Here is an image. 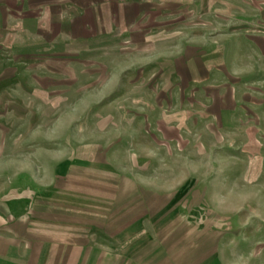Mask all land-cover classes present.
<instances>
[{"label": "rangeland", "instance_id": "1", "mask_svg": "<svg viewBox=\"0 0 264 264\" xmlns=\"http://www.w3.org/2000/svg\"><path fill=\"white\" fill-rule=\"evenodd\" d=\"M257 38L264 0H0V236L21 217L59 264H264L257 96L220 68Z\"/></svg>", "mask_w": 264, "mask_h": 264}, {"label": "crops", "instance_id": "2", "mask_svg": "<svg viewBox=\"0 0 264 264\" xmlns=\"http://www.w3.org/2000/svg\"><path fill=\"white\" fill-rule=\"evenodd\" d=\"M253 41V44L250 45V47H252V56L250 57L242 54H236L234 55L235 57L232 58L233 53L227 46L226 51L223 50L222 52H220L222 59L220 68L221 73L225 78H236L238 79L239 83L243 82V84L250 85L248 84V80L252 78V81H250V89L252 90V93L257 96V98L252 99V101L256 103H254L251 110L252 118H244V121L242 118L241 123L249 122V124L258 128L256 135L258 137L259 135L264 136V39L257 38ZM215 57L216 55H209L204 58L203 63L212 62V60L216 59ZM223 57H225V60H223ZM213 68L217 70L218 65L214 67L213 65H210V73H212L211 69ZM206 73L210 74L207 71ZM228 109L231 108L227 107V110ZM256 142L259 143L260 141L256 140ZM22 219L23 218L20 217L14 220L13 225L15 226H13L12 228L13 232H10L12 236L5 233L0 236V264H59V262L56 263L55 260V262L49 261L52 254L57 255V253H52L54 249L51 248V250H48V248H45L44 250V247L37 248L27 245V241L31 239L30 234L27 232L29 231L28 228L30 225L24 224V222H22ZM27 219L30 218L28 217ZM71 224L73 223H69V225ZM91 227V230L93 232H100V227ZM14 229L18 230L22 234L15 235ZM105 234L110 235V232H105ZM87 251L90 252L88 253L87 257L84 258L83 248H76V251H73V254L71 253L73 257L66 258L65 264H100L98 254L95 253L97 251H95L94 249H89Z\"/></svg>", "mask_w": 264, "mask_h": 264}]
</instances>
